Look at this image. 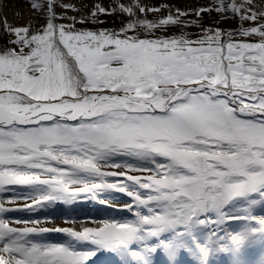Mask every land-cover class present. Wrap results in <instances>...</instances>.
<instances>
[{
	"label": "snow or ice",
	"instance_id": "snow-or-ice-1",
	"mask_svg": "<svg viewBox=\"0 0 264 264\" xmlns=\"http://www.w3.org/2000/svg\"><path fill=\"white\" fill-rule=\"evenodd\" d=\"M28 3L42 24L0 17V194L13 193L0 199V264H93L102 252L118 264H264V252L251 259L264 249V9L114 0L78 20L57 13L75 9L60 0ZM211 12L240 27H206ZM115 13L127 15L118 30L76 27ZM113 192L129 202L104 198ZM16 198L31 202L6 206ZM86 200L131 217L6 218Z\"/></svg>",
	"mask_w": 264,
	"mask_h": 264
},
{
	"label": "rangeland",
	"instance_id": "rangeland-1",
	"mask_svg": "<svg viewBox=\"0 0 264 264\" xmlns=\"http://www.w3.org/2000/svg\"><path fill=\"white\" fill-rule=\"evenodd\" d=\"M24 5L29 7L28 0H21ZM122 3H128L129 0H120ZM61 4H71L75 6V9H79L78 11L75 9H67L65 10L64 8L57 6L56 11L58 14H62L66 11L68 16H75L79 20V18L82 15H87L92 6L94 4H102L105 8H112L115 6L114 0H60ZM144 4L150 5V6H159L162 4H168V5H174L175 7H178L180 9H194V8H200L203 6H208L212 3V0H143ZM253 3L257 5V9H264V0H253ZM174 10V9H173ZM162 14L167 15V9H162ZM31 12V11H30ZM4 16H7L8 21L10 23H13L11 19V13L5 12L3 14ZM149 19H153L154 16L152 13L148 14ZM99 19L103 21V23H98L94 24L91 22H86V23H77L76 27L77 28H86V29H119L121 27V21L127 19L126 14L122 13H115V14H100ZM188 19H197V17L194 14H190ZM201 23L203 25L207 26H219L220 28L224 30H230V29H238L240 27V21L239 19H221L220 14L216 12H211V13H201ZM29 20H32L33 23H39L42 24L43 18H37L30 15L29 19L26 21L28 22ZM217 21L219 22L217 24ZM25 22V23H26ZM63 23H70V21H60ZM24 23V24H25ZM245 27L248 26L247 23L244 25ZM178 28L170 27L169 28V33L172 34L174 32H178ZM184 31L191 33L192 36L191 38L195 40L197 36L200 34V28L192 25L189 27L184 28ZM236 39H243L242 37H236ZM5 43L4 40H0V45H3ZM28 190L26 188H17V192H27ZM13 198V193L12 192H4L0 194V199L4 201H10ZM106 199H111L114 204L122 205L124 203L129 202V199L126 197L124 194L120 193H111V194H106L105 197ZM30 200H26L23 198H16L15 204L8 203L6 204L7 207L12 208L13 205H16L17 207L14 208H23V206L26 203H30ZM79 204V205H78ZM84 206L87 208L88 211L92 212L95 216L94 218L90 216H82L81 213H79V217H76V214L74 212L75 209L78 207ZM19 216L17 218H11L12 215H14V212H8L6 214V218H8L10 221L13 222V226L16 227H23L25 226L23 223L16 224L15 221H40V226L42 227H48V228H53V227H67L71 226L69 221L71 220H76L77 224L76 227L79 228L80 221H91V220H101L105 218H116V219H122L125 217L130 218L131 214L128 213L127 211H121L118 208H113V207H108L105 205H101L97 203L96 201H91V200H86V201H78L72 205H64L62 203H58L52 206L45 207L43 209H39L36 211H28V210H20L19 211ZM86 213V212H85ZM257 214H264V209H258ZM29 226L31 224L29 223ZM238 225L233 224V227H237ZM43 240L47 242H53V243H60L64 242L67 239V236L62 233L58 232H49L46 234H43L42 237ZM101 254H107L109 257L113 258L114 260H117V257L111 253H100ZM99 255V254H98Z\"/></svg>",
	"mask_w": 264,
	"mask_h": 264
},
{
	"label": "bare ground",
	"instance_id": "bare-ground-1",
	"mask_svg": "<svg viewBox=\"0 0 264 264\" xmlns=\"http://www.w3.org/2000/svg\"><path fill=\"white\" fill-rule=\"evenodd\" d=\"M3 7L0 8V17L4 16L3 14L5 12L11 13V19L14 24L22 25L24 24L30 17L31 12L30 8L24 5V3L21 0H3ZM19 13V15H17ZM79 205V204H78ZM17 207L16 205H13L12 208ZM14 212V215L11 216V218H17L19 216V211H12ZM76 217H79V213L82 214V216H90L94 218L95 216H98L97 214L94 215L92 212L88 211L87 208L84 206L78 207L74 210ZM86 212V213H85ZM80 224V223H79ZM264 252V249H261L259 246L253 251L251 259L255 260V258L261 253ZM104 260V257H101L99 260H93V264H101V261ZM111 264H118V260H114V262H111Z\"/></svg>",
	"mask_w": 264,
	"mask_h": 264
}]
</instances>
